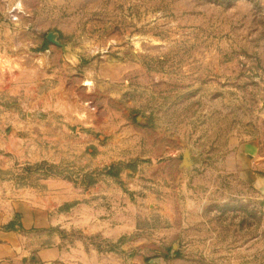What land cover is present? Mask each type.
Masks as SVG:
<instances>
[{
	"label": "rangeland",
	"instance_id": "rangeland-1",
	"mask_svg": "<svg viewBox=\"0 0 264 264\" xmlns=\"http://www.w3.org/2000/svg\"><path fill=\"white\" fill-rule=\"evenodd\" d=\"M0 189L131 264H264V0H0Z\"/></svg>",
	"mask_w": 264,
	"mask_h": 264
},
{
	"label": "crops",
	"instance_id": "crops-1",
	"mask_svg": "<svg viewBox=\"0 0 264 264\" xmlns=\"http://www.w3.org/2000/svg\"><path fill=\"white\" fill-rule=\"evenodd\" d=\"M55 218L48 204L0 189V264H131L83 242L68 245L52 233L58 224Z\"/></svg>",
	"mask_w": 264,
	"mask_h": 264
},
{
	"label": "built area",
	"instance_id": "built-area-1",
	"mask_svg": "<svg viewBox=\"0 0 264 264\" xmlns=\"http://www.w3.org/2000/svg\"><path fill=\"white\" fill-rule=\"evenodd\" d=\"M9 12L11 20H18V17L22 13L19 3H13L9 6Z\"/></svg>",
	"mask_w": 264,
	"mask_h": 264
},
{
	"label": "water",
	"instance_id": "water-1",
	"mask_svg": "<svg viewBox=\"0 0 264 264\" xmlns=\"http://www.w3.org/2000/svg\"><path fill=\"white\" fill-rule=\"evenodd\" d=\"M48 40H49V41H54V39H53V37H52V34H49V35H48Z\"/></svg>",
	"mask_w": 264,
	"mask_h": 264
}]
</instances>
